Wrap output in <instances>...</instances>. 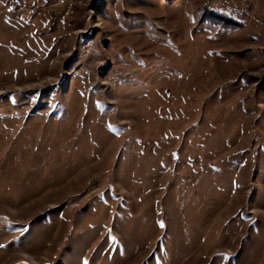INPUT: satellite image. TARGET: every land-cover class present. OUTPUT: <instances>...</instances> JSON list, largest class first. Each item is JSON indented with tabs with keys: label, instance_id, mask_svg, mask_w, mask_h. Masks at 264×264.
<instances>
[{
	"label": "rangeland",
	"instance_id": "obj_1",
	"mask_svg": "<svg viewBox=\"0 0 264 264\" xmlns=\"http://www.w3.org/2000/svg\"><path fill=\"white\" fill-rule=\"evenodd\" d=\"M0 264H264V0H0Z\"/></svg>",
	"mask_w": 264,
	"mask_h": 264
}]
</instances>
